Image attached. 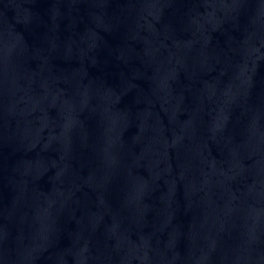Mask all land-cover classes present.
Masks as SVG:
<instances>
[{
	"label": "water",
	"instance_id": "water-1",
	"mask_svg": "<svg viewBox=\"0 0 264 264\" xmlns=\"http://www.w3.org/2000/svg\"><path fill=\"white\" fill-rule=\"evenodd\" d=\"M99 264H264V68L174 163Z\"/></svg>",
	"mask_w": 264,
	"mask_h": 264
}]
</instances>
